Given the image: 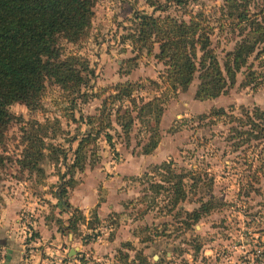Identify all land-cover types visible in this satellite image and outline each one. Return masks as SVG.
<instances>
[{"label": "rangeland", "instance_id": "obj_1", "mask_svg": "<svg viewBox=\"0 0 264 264\" xmlns=\"http://www.w3.org/2000/svg\"><path fill=\"white\" fill-rule=\"evenodd\" d=\"M227 2L233 7L230 18L227 17L228 10L225 14L221 11ZM94 12L92 29L85 41L77 45L63 39L57 42L65 57H83L94 72L80 95H71L48 82L39 110L29 111L24 104L10 108L15 119L0 145V264H68L72 261L68 249L76 251L78 248L69 241L68 236L72 234H64L63 252L50 245H55L51 235L47 234L48 238L43 242L39 234L43 224L61 229L66 226L64 220L70 218V213L62 209L56 197L62 184L60 177L67 172L60 151L67 152V164L72 165L78 141L89 130L86 119L100 114L103 101L112 89L121 83H138L143 87L138 89L136 96L148 101L157 95V89L150 81L160 84L165 69L154 55L145 51L137 56L133 51L127 38L136 25V14L170 16L188 22L191 15L201 13L213 28V45L223 67L227 54L237 49L253 23L264 27V0H188L183 7L169 6L163 14L155 13L146 0H96ZM240 13L249 16L248 24L237 26ZM247 39L252 43L258 36L250 35ZM262 47V44L256 47L247 68L237 76L236 85L225 96L197 101L195 94L199 81L196 79L188 92L171 99L162 117L159 147L150 156L142 154V146L146 143L143 127L135 126L128 141L115 122L113 112L112 128L105 132L112 135L114 148L107 143L104 132L98 141L99 162H88L84 171L75 172L72 185L95 186L98 204L107 197L113 200L111 189L115 190L117 185H127L121 189L127 195L122 202L123 212H112L105 222L91 220L90 230L81 225L80 232L74 234V241L85 246L106 243L107 248L119 236V248L110 246L105 255L96 260L87 257L86 253L80 254L78 263L244 264L252 254L254 241L255 245L264 246L260 235L264 231L263 145L252 140L235 147L243 139H236V134L231 131L239 125L243 108L264 111V84L256 90L254 86H244L248 82V68L253 66L259 71L255 58ZM135 57L138 58L135 64L128 63ZM127 71H130L129 75H126ZM126 107L132 106L127 103L121 115L125 114ZM213 109H224L237 120L231 121L227 117L216 121L201 120ZM30 122L47 128V136L43 138L47 150L40 163L41 172H31L22 164L27 145L23 129H29L26 124ZM178 130L181 131L176 132ZM50 146H55L56 150L52 152ZM163 163H172L171 169L177 174L197 172L196 176L201 179L194 181L198 186L188 191L187 200L172 214L170 208H166L168 194L162 192L156 196L151 190L152 185L161 183V177L153 169ZM148 173L149 176L143 178ZM192 183L191 178L185 181L187 186ZM74 191L69 190V199ZM153 199L157 201L155 207ZM203 199L213 201L215 210L192 229L181 227L180 223L186 219L184 213L199 209ZM97 206L90 208V217L98 213ZM73 209L81 213L86 211L75 206ZM244 233L250 235V242L246 243L245 238L242 240ZM129 234L133 237L131 242H126ZM60 245L58 242L57 246ZM242 245L250 252L245 258L239 248Z\"/></svg>", "mask_w": 264, "mask_h": 264}, {"label": "trees", "instance_id": "obj_2", "mask_svg": "<svg viewBox=\"0 0 264 264\" xmlns=\"http://www.w3.org/2000/svg\"><path fill=\"white\" fill-rule=\"evenodd\" d=\"M146 1L155 13L162 14L171 5L183 7L188 3V0ZM229 2L221 9L222 14L228 10V18L232 16L233 8ZM95 5L96 0H0V145L15 119L10 113L12 106L24 104L29 111H37L41 108L48 82L75 96L80 95L81 89L86 87L88 78L94 76L86 59L81 56L65 57L57 47V42L63 39L69 44L77 45L85 41L92 29ZM237 20V26H240L248 24L250 18L247 14L240 13ZM135 21L136 25L127 38L133 46V51L137 56L145 51L148 55H154L165 68L160 77V84L150 81L156 87L157 95L145 101L136 96L138 89L143 87L141 84L127 82L116 85L103 101L100 114L86 119L89 130L82 134L78 141L72 165L67 164V152L60 151L67 172L60 177L62 184L56 197L65 212H72L66 226L59 229L63 234L74 235L80 232L81 225L86 224L83 213L73 209L70 204L69 190L77 186L74 183L72 185V182H75V172L84 171L88 162H99L98 141L107 129L112 128L113 112L116 116L115 122L122 128L126 140L129 141L135 126L143 127L146 143L142 146V154L150 156L159 147L160 125L168 102L176 99L180 93L188 92L196 79L199 81L195 94L197 101H211L225 96L236 85L237 76L247 68L256 47L262 44L263 47L255 58L259 71H255L253 66L249 67V73L246 75L248 82L244 86H254L256 90L264 84V27H259L257 23L251 25L247 35H257V41L251 43L246 36L235 51L227 54L223 67L213 45V28L201 13L191 15L188 22L170 16L156 17L154 14L139 13L135 15ZM137 59L135 57L128 63L135 64ZM129 74L130 71H127L126 75ZM127 103L132 107H126L125 114L121 115ZM116 106L118 107L115 108ZM224 117L231 121L237 120L235 115H228L224 109H213L209 115L201 117V120L207 118L216 121ZM238 120L239 125L231 131L236 134V139L243 141L235 147L255 140L260 142L264 149V111L259 108L252 111L243 108ZM26 125L29 129H23L27 145L22 164L31 172H41L40 163L45 158L44 151L47 150L43 140L47 136V128L37 122ZM179 131L181 130L176 132ZM105 139L113 149L112 135L105 132ZM49 149L52 152L56 150L55 146H50ZM171 167L172 163L155 166L153 171L161 177V183L151 187L156 196H160L162 192L168 194L166 208H170V214L187 200L188 191L198 186L194 181H201L200 177L196 176L197 172L183 171L177 174ZM147 176L149 173L143 178ZM188 178L193 182L190 186L185 185ZM156 202L153 199L154 207ZM200 204L199 209L184 213L186 219L180 223L181 227L192 229L216 208L210 200L203 199ZM92 220L100 223L97 213ZM90 223L89 230L92 229ZM164 227L167 228V225ZM82 263L84 264V261Z\"/></svg>", "mask_w": 264, "mask_h": 264}, {"label": "crops", "instance_id": "obj_3", "mask_svg": "<svg viewBox=\"0 0 264 264\" xmlns=\"http://www.w3.org/2000/svg\"><path fill=\"white\" fill-rule=\"evenodd\" d=\"M127 185H117L115 190L111 189V198L113 200H111L109 197H107L105 199V201H103L102 203H99V196L97 193V189L95 186L92 185H81V186H76L74 189L75 191L73 192V195L71 197V199H69L70 204L73 206H75V208H79L81 211L86 210L85 212H83V215L86 217V224H83L82 226L87 227L88 228V224L91 222L92 220V215L90 217L89 212L93 209L92 207H96L97 204L99 206H97V216L99 218V221L105 222V220L108 218V216L114 212L117 214H121L123 212V205L122 202L125 200V193L123 190H121L122 188H125ZM92 208V209H90ZM90 209V210H88ZM70 216L72 215V212H69ZM208 217V216H207ZM61 220H64L62 218L64 217H60ZM69 219V218H68ZM68 219L64 220V224H67ZM40 236L43 240V242H45V238L48 235H51L53 238V242L55 245H53V243H51L50 245L55 247L57 249V251H62L61 247L65 246V242L63 245V241H65V236L63 233L60 232L59 229H57V227L55 225H53L51 228L50 227H46L45 224H43V228H40ZM129 233V231H128ZM261 235V241H264V231L263 233H260ZM129 238L126 239V242H131V237H133V235L129 234ZM257 237H259V235H256ZM69 241H73V243L78 245V248L73 250V249H68V254L69 257H72V261H69L68 264H83L82 262L78 263L77 258L80 257V254H84L86 253L87 257H92L94 260H96V258L99 256L101 257V255H105L106 249L109 248L110 246L115 245V247L119 248L117 243L118 241H120V237L118 236L115 240H113V243H111L107 248H105V244L106 243H94V244H90L85 246L84 244L80 245V242L78 241H74L75 240V236L74 235H69L68 236ZM137 243H139L140 241L137 239L136 240ZM61 242L60 246H57V243ZM125 242V241H124ZM109 244V243H108ZM80 245V246H79ZM104 245V246H102ZM61 252V253H62ZM66 252V251H64ZM207 254V253H205ZM169 255V254H168ZM207 256V255H206ZM208 258V257H207ZM99 259V258H98ZM85 264V263H84ZM233 264V263H232Z\"/></svg>", "mask_w": 264, "mask_h": 264}, {"label": "built area", "instance_id": "obj_4", "mask_svg": "<svg viewBox=\"0 0 264 264\" xmlns=\"http://www.w3.org/2000/svg\"><path fill=\"white\" fill-rule=\"evenodd\" d=\"M248 236H250V235L247 233H244L241 236L242 240H243V238H245L246 243L250 242V240L248 239ZM253 243H254V245H253L254 248L252 251H250V252H252V254L249 258L247 257L245 259V260H247V262L244 264H264V246L263 245H258V246L255 245V241ZM239 248H242L244 258H245V256H248V254L250 253L247 251V247L245 245H242Z\"/></svg>", "mask_w": 264, "mask_h": 264}]
</instances>
